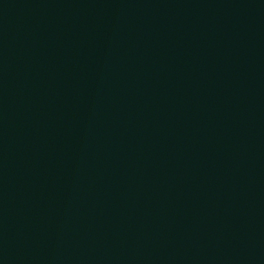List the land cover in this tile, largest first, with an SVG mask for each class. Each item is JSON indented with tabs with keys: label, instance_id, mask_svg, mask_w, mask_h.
Here are the masks:
<instances>
[{
	"label": "water",
	"instance_id": "obj_1",
	"mask_svg": "<svg viewBox=\"0 0 264 264\" xmlns=\"http://www.w3.org/2000/svg\"><path fill=\"white\" fill-rule=\"evenodd\" d=\"M0 264H264V0H0Z\"/></svg>",
	"mask_w": 264,
	"mask_h": 264
}]
</instances>
